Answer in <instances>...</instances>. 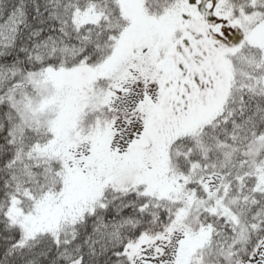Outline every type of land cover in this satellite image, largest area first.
Listing matches in <instances>:
<instances>
[{
    "label": "snow or ice",
    "instance_id": "6c2138e0",
    "mask_svg": "<svg viewBox=\"0 0 264 264\" xmlns=\"http://www.w3.org/2000/svg\"><path fill=\"white\" fill-rule=\"evenodd\" d=\"M0 264H264V0H0Z\"/></svg>",
    "mask_w": 264,
    "mask_h": 264
}]
</instances>
